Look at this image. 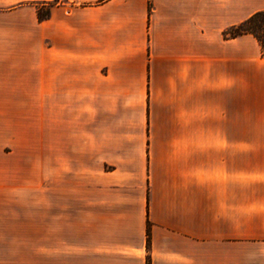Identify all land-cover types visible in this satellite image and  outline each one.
Returning a JSON list of instances; mask_svg holds the SVG:
<instances>
[{"label": "crops", "instance_id": "obj_1", "mask_svg": "<svg viewBox=\"0 0 264 264\" xmlns=\"http://www.w3.org/2000/svg\"><path fill=\"white\" fill-rule=\"evenodd\" d=\"M263 10L0 0V97L37 118L10 126L37 201L0 215V264H264V56L223 35Z\"/></svg>", "mask_w": 264, "mask_h": 264}, {"label": "rangeland", "instance_id": "obj_2", "mask_svg": "<svg viewBox=\"0 0 264 264\" xmlns=\"http://www.w3.org/2000/svg\"><path fill=\"white\" fill-rule=\"evenodd\" d=\"M40 10L44 12L45 6ZM261 32V28L258 29ZM0 97V215H21L37 201L36 128L23 141L13 136L11 124H36V104L24 109ZM241 131V130H239ZM26 204V205H25Z\"/></svg>", "mask_w": 264, "mask_h": 264}, {"label": "trees", "instance_id": "obj_3", "mask_svg": "<svg viewBox=\"0 0 264 264\" xmlns=\"http://www.w3.org/2000/svg\"><path fill=\"white\" fill-rule=\"evenodd\" d=\"M35 5L37 15L39 18L46 17L48 15V9L42 12L37 5V2H31ZM261 28V32L258 29ZM252 34L261 46V53L264 56V10L257 11L250 15L248 18L242 20L237 24H233L223 30V35L228 38H233L242 34ZM146 245L149 246V223H147L146 232ZM146 264H150L149 258H147Z\"/></svg>", "mask_w": 264, "mask_h": 264}]
</instances>
